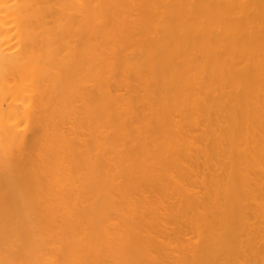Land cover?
I'll use <instances>...</instances> for the list:
<instances>
[{
	"label": "bare ground",
	"instance_id": "obj_1",
	"mask_svg": "<svg viewBox=\"0 0 264 264\" xmlns=\"http://www.w3.org/2000/svg\"><path fill=\"white\" fill-rule=\"evenodd\" d=\"M0 264H264V0H0Z\"/></svg>",
	"mask_w": 264,
	"mask_h": 264
}]
</instances>
